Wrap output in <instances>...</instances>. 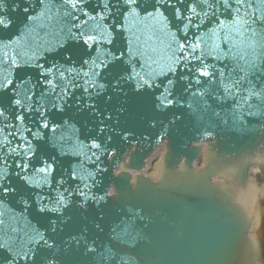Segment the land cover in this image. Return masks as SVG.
I'll list each match as a JSON object with an SVG mask.
<instances>
[{
  "label": "snow or ice",
  "instance_id": "6c2138e0",
  "mask_svg": "<svg viewBox=\"0 0 264 264\" xmlns=\"http://www.w3.org/2000/svg\"><path fill=\"white\" fill-rule=\"evenodd\" d=\"M53 11L69 25L64 41H59V35L65 33L60 29L54 51L77 42L89 48L88 59L80 61L87 71L73 72L71 67L58 70L37 61L35 67L40 71L35 84L27 77H18L20 83L0 80V133H4L0 138V217L9 214V209L19 208L23 213L35 208L48 219L47 227L29 223L23 239L18 234L13 242L0 237V264H65L64 257L72 251L89 257L91 264H127L128 259L139 264L133 250L144 223L142 210L125 213L106 234L96 222L94 228L104 239L92 236L87 229L62 242L58 239V233L72 219V209L101 207L116 197L105 189L102 179L108 171L105 162L116 155L111 147L113 133L124 141L132 139L133 134L116 133L110 127L107 122L112 115L101 113L96 100L103 96L110 101L109 90L124 93L130 88L136 94L151 92L157 110L169 109L176 106L175 88L182 75L188 77L186 88L198 89L206 83L223 82L229 59L254 64L250 57L256 55L258 46L264 48V0H0V48L26 56L27 52L20 51L22 46L28 48V42L35 41L39 47L40 41H47L49 33L41 32H45L44 21ZM88 19L108 23L112 39L97 40L77 23H87ZM133 22L142 25L141 34L126 27ZM213 23L216 27L211 35L220 38L221 44L215 46L217 55L206 59L200 32L211 29ZM125 32L131 33L124 37L125 48L115 50L117 35ZM153 38L161 43L170 41L158 51L151 46ZM100 44L105 46L103 55L98 54ZM161 55H167L172 63L167 72L157 75L153 65ZM73 60V55L66 53L63 63L72 66ZM10 62L20 69L15 57ZM23 66L27 67V62ZM238 67L244 72L242 65ZM240 86H247L246 76H239L231 86L223 85L221 97L241 96ZM41 99L47 102L40 103ZM248 100L255 101L251 107L259 108L264 104V91H249ZM73 105L101 117L99 124L85 134L70 118L56 119ZM29 120L31 124L26 123ZM17 122L24 124L27 135L19 132ZM76 141L87 144L84 157H77L88 162L87 170L69 167L65 173L59 169L55 154L68 145L75 146ZM43 145L50 146L52 154L44 151Z\"/></svg>",
  "mask_w": 264,
  "mask_h": 264
},
{
  "label": "water",
  "instance_id": "95a60500",
  "mask_svg": "<svg viewBox=\"0 0 264 264\" xmlns=\"http://www.w3.org/2000/svg\"><path fill=\"white\" fill-rule=\"evenodd\" d=\"M44 23L46 29L41 35L49 33L47 41H40L39 47L35 41L28 42V48L22 46L20 51L27 52L26 56L17 55L11 48H0V80L12 79L20 83L18 77H27L30 84H35L40 71L35 67L37 61L55 65L58 70L71 67L73 72L87 71L86 66L81 68L80 61L88 59L89 48L77 42L54 51L60 29H65V33L59 35V41H64L69 25L55 11ZM77 23L97 40L112 39L110 25L105 21L88 19L87 23L84 20ZM126 27L141 34L142 25L133 22ZM215 27L213 23L211 29L200 32L206 59L209 55H217L215 46L221 44L220 38L211 35ZM130 36V32L117 35L115 50H123L126 46L124 37ZM169 41L170 38L161 43L153 38L151 46L162 51ZM97 47L98 54L103 55L105 46ZM66 53L74 57L72 66L63 63ZM11 57L21 65L19 70L11 64ZM6 60L9 63L6 64ZM250 60L255 63L229 59L223 82L206 83L198 89L186 88L188 77L182 75L175 88L176 106L169 109L157 110L153 107L151 92L136 94L130 88L124 93L109 90L110 101L103 96L97 98L99 111L113 117L107 122L110 127L115 128L116 133L133 134L130 141H124L113 133L111 147L116 155L105 162L108 171L102 177L103 184L110 192L114 188L116 197H110L101 207L72 209L69 213L72 219L64 225L63 232L58 233V239L62 242L82 229L104 239V235L94 228L96 222L102 225L106 234L125 213L142 210L144 223L138 236L139 243L133 250L139 264H261L260 245L250 237V230L255 229L250 211L234 192L246 190L251 168L264 166V104L253 108L251 104L255 101L248 100L249 91H264V80L261 79L264 77V48L258 46L256 55ZM158 61L153 65L155 73L167 72L172 63L168 56L161 55ZM26 62L28 66L24 67ZM239 65L244 67V72H239ZM216 66L220 67L219 63ZM239 76H246L247 80V86L238 89L241 96L234 99L233 94L221 97L223 85L231 86ZM26 86L21 85L22 88ZM36 92H40L39 87ZM200 92L204 95H198ZM46 102V99L40 100V103ZM69 118L84 129L85 134L101 119L75 105L56 116L57 120ZM26 123L31 124V121ZM17 125L19 132L27 135L24 124L17 122ZM3 135L0 133V138ZM162 145H165L166 154L163 153L161 176L145 175L150 158ZM42 148L52 154L50 146L43 145ZM86 151L87 144L76 141L75 146L68 145L64 151L57 152L59 169L65 173L69 167L86 171L88 162L77 159L83 158ZM200 159L204 160V165L198 168ZM222 177L226 179L220 183L218 180ZM100 216L104 217L101 221ZM0 220L3 221L0 237L9 242L15 241L17 234L23 239L29 223L33 227L38 222L48 226L47 217L41 216L35 208L23 213L19 208L9 209V214ZM64 261L65 264H91L89 257L75 251L66 255ZM127 264L135 262L128 259Z\"/></svg>",
  "mask_w": 264,
  "mask_h": 264
},
{
  "label": "bare ground",
  "instance_id": "6f19581e",
  "mask_svg": "<svg viewBox=\"0 0 264 264\" xmlns=\"http://www.w3.org/2000/svg\"><path fill=\"white\" fill-rule=\"evenodd\" d=\"M164 147H165V145L159 147V149L157 150L155 155L152 158H150V160H149V162L145 168L146 169L145 174H146L147 170H149V166L152 163L153 158L158 157L159 158V162H158L159 164L156 168L157 171L153 177L159 178L161 176V173H162L161 162L163 161V158H164L163 153H166V149ZM160 157H161L162 161H160ZM204 158H206L205 154H204ZM256 173H258V170L257 169L253 170V175H255ZM225 179H226L225 177H222L221 180H218V181L220 183H223L225 181ZM234 192L237 194V196L244 203V206H246L248 208V210L250 211V216H251L253 224H254L253 226L255 227V229L250 230V237L252 238V240L256 239L258 232L262 228V226H261L262 220L260 219V212L258 210L259 196H260V194H262V191L256 185H249V186H246V190H238V191H234Z\"/></svg>",
  "mask_w": 264,
  "mask_h": 264
},
{
  "label": "rangeland",
  "instance_id": "374dc122",
  "mask_svg": "<svg viewBox=\"0 0 264 264\" xmlns=\"http://www.w3.org/2000/svg\"><path fill=\"white\" fill-rule=\"evenodd\" d=\"M158 162H159V158L157 157L150 164L149 170H147V172H146L147 175H149V176L155 175V173L157 171L156 168L159 164ZM199 165H202V161H200ZM251 182L254 185H256L262 191V194H260V196H259V206H258V210L260 212V219L262 220V225H261L262 228L258 232V235H257V238L261 243L264 240V170L258 171V173L253 175V179L251 180ZM263 261H264V251H263Z\"/></svg>",
  "mask_w": 264,
  "mask_h": 264
},
{
  "label": "clouds",
  "instance_id": "9594fccd",
  "mask_svg": "<svg viewBox=\"0 0 264 264\" xmlns=\"http://www.w3.org/2000/svg\"><path fill=\"white\" fill-rule=\"evenodd\" d=\"M117 175H119V173H117ZM111 195L115 196L116 195V192H115V189L113 188L112 191L110 192Z\"/></svg>",
  "mask_w": 264,
  "mask_h": 264
}]
</instances>
